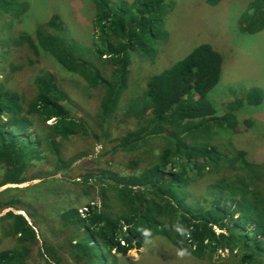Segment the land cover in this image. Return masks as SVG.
Instances as JSON below:
<instances>
[{"label": "trees", "instance_id": "16d2710c", "mask_svg": "<svg viewBox=\"0 0 264 264\" xmlns=\"http://www.w3.org/2000/svg\"><path fill=\"white\" fill-rule=\"evenodd\" d=\"M89 1L90 49L61 27L58 16L12 41L15 47L49 55L80 76L87 87H101L95 121L103 131L129 88L131 59L148 61L156 54L164 36L168 0ZM205 2L215 6L219 0ZM18 13L16 0H0V15ZM238 23L242 34L263 31L264 0H251ZM5 54L0 48V58ZM224 62L222 52L201 43L149 77L138 96L123 106L125 117L135 118L139 128L121 145L132 141L139 148L161 138L165 146L141 174L121 177L123 186L102 187L106 207L90 205L81 214L74 209L61 214L60 227L72 229L69 246L74 262L113 264L115 255H127L160 237L196 259L210 261L219 251H228L236 257L234 264H255L256 260L264 264V187L260 186L264 163H247L240 153L226 154L212 143L219 132H234L238 127L235 112L244 103L261 105L263 92L259 87L249 89L244 101L224 104L226 111L219 116L209 96L220 82ZM10 69L18 70L13 65ZM33 83V97L23 113L17 96L0 82V187L22 183L30 161L42 159V149L57 152L58 145L85 131L84 122L72 118L62 104L67 95L51 75L41 73ZM33 124L37 128L29 131ZM200 181L207 185L197 199L192 193ZM113 208L117 210L114 217ZM3 221H9L1 228L3 237L12 236L15 244L0 251V264H29V260L55 264L46 259L43 247L36 251L37 235L23 216L8 211L0 217ZM45 251L49 253V248Z\"/></svg>", "mask_w": 264, "mask_h": 264}, {"label": "rangeland", "instance_id": "374dc122", "mask_svg": "<svg viewBox=\"0 0 264 264\" xmlns=\"http://www.w3.org/2000/svg\"><path fill=\"white\" fill-rule=\"evenodd\" d=\"M109 1L115 3L118 0ZM250 1L219 0L211 6L205 0H168L162 26L164 36L156 45V54L148 61L131 59L127 67L129 88L123 91L114 115L101 131L95 113L103 94L102 88L87 87L80 76L61 67L49 55L42 51L33 53L27 46L15 47L12 41L24 32L33 33L38 24L58 16L61 27L77 43L90 49L93 39L90 1L16 0L18 15H0V48L6 53L0 58V82L17 96L25 113L33 97L35 77L41 73L51 75L67 95L62 104L65 103L72 118L84 122L85 131L58 145L59 155L48 148L47 151L42 149V159L30 161L22 183L0 187V217L8 211L20 214L37 235L36 251L43 247L46 259L55 264H77L70 253L72 229L60 227L61 214L72 209L81 214L90 205L106 207L105 199L100 195L102 187L108 184L123 186L121 177L138 176L152 165L153 158L165 146L164 140H149L139 148L132 141L121 145L139 128L135 118L125 117L123 106L138 96L141 85L149 77L170 67L201 43L213 45L222 52L225 60L220 82L209 96L219 116L226 111L224 104L243 100L249 89L259 87L263 92L262 104L249 106L244 103L235 112L238 119L236 130L219 132L212 143L226 154L240 153L247 163L263 164L264 30L246 35L238 29V20ZM10 65L18 70L12 71ZM35 128L36 124H33L29 131ZM2 176L0 167V181ZM205 184V181L198 182L192 193L197 199ZM260 186L264 187V178ZM116 213L113 208L112 217ZM8 224L9 221L0 222V251L15 244L12 236L3 237L1 228ZM114 258L113 264H234L236 260L235 255H228V251H219L210 261L196 259L160 237L151 238L141 248ZM29 264L39 263L38 260L37 263L29 260Z\"/></svg>", "mask_w": 264, "mask_h": 264}]
</instances>
